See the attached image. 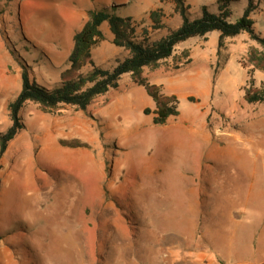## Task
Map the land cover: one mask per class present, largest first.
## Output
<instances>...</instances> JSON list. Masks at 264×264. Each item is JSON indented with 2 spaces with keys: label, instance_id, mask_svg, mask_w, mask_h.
Instances as JSON below:
<instances>
[{
  "label": "rangeland",
  "instance_id": "1",
  "mask_svg": "<svg viewBox=\"0 0 264 264\" xmlns=\"http://www.w3.org/2000/svg\"><path fill=\"white\" fill-rule=\"evenodd\" d=\"M185 1L191 12L213 3ZM254 1V30L264 36V0ZM113 5H120L116 14L130 13L142 25L148 24V10L159 6L171 26L179 22L172 3L160 0H0V131L10 124L7 106L20 89L21 66L39 83L54 85L67 67L73 34L87 20V10ZM244 6L245 1L235 6V17ZM103 33L92 59L106 67L125 52L114 47L107 30ZM217 37L210 33L180 44L177 51L188 50L190 65L179 72L173 67L183 59H171L158 72L165 78L198 74L200 86L205 81L211 85L204 100L196 94L183 96L195 93L197 86L176 85L180 115L165 125H153L151 115L143 114L145 108L152 110L145 99L152 101L128 75L86 111L60 106L45 112L25 103L20 111L24 128L0 157V264H169L159 247L179 241L207 244L222 262L264 264L263 249L249 252L253 243L264 244V165L257 175L256 198L234 205L240 216L232 223L222 215L196 218L188 190L193 186L204 193V182L198 180L203 176L192 171L197 182L182 177L183 158L189 154L207 172L199 143L190 144L197 146L190 153V145L180 150L175 142L173 127L191 113L205 116L209 129L235 133L224 138L230 144H238L245 129L254 130L258 141L252 145L260 144L264 161V101L244 100L247 58L258 45L242 33L225 39L218 52ZM144 72L147 80L157 74ZM251 75L255 86L264 85V72L253 70ZM148 161L157 164L153 171L147 169ZM144 226L160 229L163 236L158 239Z\"/></svg>",
  "mask_w": 264,
  "mask_h": 264
},
{
  "label": "trees",
  "instance_id": "2",
  "mask_svg": "<svg viewBox=\"0 0 264 264\" xmlns=\"http://www.w3.org/2000/svg\"><path fill=\"white\" fill-rule=\"evenodd\" d=\"M241 1L245 6L241 14L234 16V8ZM172 3L173 14L179 18L176 26L167 22L162 7L151 9L148 24L142 25L129 16L115 13L120 5L99 6L87 10V20L73 35L72 48L67 57V67L58 75L52 86L39 83L24 66L20 71V89L15 98L8 103L9 126L0 131V157L9 143L23 130L20 111L25 103L37 104L43 111L51 112L60 106H71L86 111L94 100L118 87L120 79L128 75L132 82L141 86L151 98L154 108L143 109L144 115H151V123L165 125L169 118L179 114L178 97L166 94L161 85L151 83L144 76V70L151 71L175 59L174 69L191 62L187 49L180 52L177 47L193 38H206L217 32V50L224 47L227 38L246 33L258 47L251 48L248 55L250 67L247 85L244 87V100L248 103L264 101V85H254L252 71H264V36L256 33L252 13L257 7L254 0H213L211 5H201L197 12H191L185 0H160ZM106 23L112 35L111 43L125 54L115 57L108 66L95 65L92 50L104 40L100 28ZM86 68H89L85 71ZM1 169V165H0ZM3 237L0 231V241Z\"/></svg>",
  "mask_w": 264,
  "mask_h": 264
},
{
  "label": "crops",
  "instance_id": "3",
  "mask_svg": "<svg viewBox=\"0 0 264 264\" xmlns=\"http://www.w3.org/2000/svg\"><path fill=\"white\" fill-rule=\"evenodd\" d=\"M149 11L150 10H148L147 12V22H148ZM173 15L175 16V14ZM126 16H129L132 19H134L133 15L130 13L126 14ZM100 28L102 32H104V30H107L109 32L106 23H102ZM211 33H217V32H211ZM108 34H110L112 40L111 33L109 32ZM189 65L190 63L185 66H189ZM185 66L175 70L182 72L181 70ZM163 68L164 66H160L159 68L153 70L157 74L153 76V79L148 78V80L151 83L162 85L163 91L166 94H174L177 89L176 85L178 86L194 85L197 86L198 90L195 93H189V92L185 93L183 95L185 98L189 95L196 94L199 98L204 100L209 96L211 91V85H209L208 81H205L204 84L200 86L198 84V74L181 76L178 73H174L172 74L171 77L165 78L160 74H158V72L160 73L163 71ZM194 69L195 68H192L191 71H194ZM260 72H264V71H260ZM144 76H146L145 72H144ZM19 79H20V73H19ZM175 95L177 96V94ZM145 100L147 101L145 105L151 106L153 109L154 108L153 101L151 100L152 101L151 103L147 100V98ZM170 119L171 118H169L168 120ZM204 120H205V116H203L202 114L191 113L190 115L183 116V121H184L183 124L177 123L173 127L174 128L173 130H175V137H177V139L175 140V142L177 143V148H179L180 150L181 149L187 150L190 144L194 143L196 145L199 143L202 149L201 153L203 154V157L207 158V164H206L207 172L205 173L203 167L201 168V165H199V161L197 162L195 161L194 157L192 158V154H189L187 158H183L185 161V170L184 173L182 174L183 175L182 177L188 178L190 182L191 181L197 182V178L192 176V171H194L195 174H197L198 171H200V175H202L203 177H201L200 179L198 178V180L201 185V179H202L205 186L204 193H202L201 189H198L197 187L192 186L191 188H189L188 190V198L190 199L189 208L191 209L192 213H194V216L196 218L204 214L213 218L215 216L222 215L228 217L230 219L229 221L232 223L235 222V220L240 216V213H237L236 210H233L234 205L236 204L238 205L240 204V202H244V200H252V199L254 200L256 198V185L258 183L260 184V182L258 181L256 182L257 175L258 174L260 175V169L262 165H264V161L262 160V156H261V152H262L261 146L260 144H258L259 145L258 147L252 145L253 142L257 143L258 141V139H256V132L254 130H251L249 128L245 129V131H243L245 135H243V137L238 139V144H230L229 141L224 140V138L225 137L234 138L232 136H234L233 134L235 133L227 131L226 129L224 130L219 128H215L213 130L209 129L206 127ZM224 141H226V143H224ZM191 148L196 149L197 146L194 147V145L193 146L190 145V148H188L190 153H192ZM217 156L218 157L224 156L223 160L221 161L220 159L217 158ZM226 156L227 159L225 158ZM146 165H147L146 166L147 169L153 171V169L156 168L157 164L148 161ZM221 167L230 169V172L229 173L223 172L219 174L218 170L222 169ZM151 173L152 172H150L149 174ZM240 179L242 180L241 186L239 183ZM113 200H112L113 203L114 202L116 203L114 198ZM218 201L222 202V207H217ZM221 208H222L221 210L222 213H220L221 211L218 210ZM135 212H136L135 214L141 217L139 211H135ZM197 226L198 225H196V228ZM144 227L151 235L157 236L158 239H160L163 236V232L160 229H154V231H152L148 227L147 228L146 226ZM194 237L195 236H189L186 238L192 240L194 239ZM192 245L193 244H188L185 241H179L178 243L174 242L171 244H164L163 246L159 247L160 255L167 258L169 264H225V263L232 264L230 262L220 261L214 255L213 252L207 249V244H201V245L196 244L193 246ZM256 245L257 243L256 244L253 243L252 248H250L249 250L250 253H256V252H258L259 254L262 253V249L264 250V244L259 243L257 246ZM238 253L240 252L238 251Z\"/></svg>",
  "mask_w": 264,
  "mask_h": 264
}]
</instances>
